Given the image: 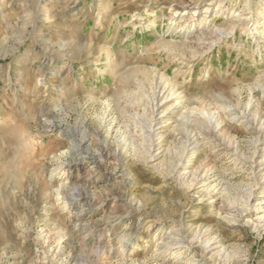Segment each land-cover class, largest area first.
I'll return each instance as SVG.
<instances>
[{"label": "rangeland", "instance_id": "rangeland-1", "mask_svg": "<svg viewBox=\"0 0 264 264\" xmlns=\"http://www.w3.org/2000/svg\"><path fill=\"white\" fill-rule=\"evenodd\" d=\"M0 264H264V0H0Z\"/></svg>", "mask_w": 264, "mask_h": 264}, {"label": "bare ground", "instance_id": "bare-ground-1", "mask_svg": "<svg viewBox=\"0 0 264 264\" xmlns=\"http://www.w3.org/2000/svg\"><path fill=\"white\" fill-rule=\"evenodd\" d=\"M218 1V0H217ZM182 10L180 9V8H177V10H176V13H179V12H181ZM239 15V14H238ZM252 24H255V23H252ZM250 25V24H249ZM245 27V26H244ZM190 148H192V147H189L188 149H190ZM187 150V149H186ZM188 151V150H187ZM190 152V151H189ZM263 202V201H262ZM260 203V202H259ZM255 205H257V210H261V205L260 204H258V203H255ZM251 208V207H250ZM255 208V207H254ZM259 212V211H258ZM261 212V211H260ZM263 215V214H262ZM263 216H260L258 219H260V218H262ZM255 220V219H254ZM263 220V219H262ZM258 221V220H257ZM262 222V221H261ZM257 223V222H256Z\"/></svg>", "mask_w": 264, "mask_h": 264}]
</instances>
